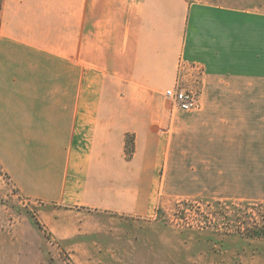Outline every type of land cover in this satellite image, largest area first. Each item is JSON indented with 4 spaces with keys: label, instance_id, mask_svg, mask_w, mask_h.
I'll use <instances>...</instances> for the list:
<instances>
[{
    "label": "crops",
    "instance_id": "1",
    "mask_svg": "<svg viewBox=\"0 0 264 264\" xmlns=\"http://www.w3.org/2000/svg\"><path fill=\"white\" fill-rule=\"evenodd\" d=\"M190 70L199 107L183 111L164 92ZM0 170L36 205V223L10 232L35 261L91 240L80 264H126L100 245L124 250V222L212 191L204 177L264 199V8L0 0Z\"/></svg>",
    "mask_w": 264,
    "mask_h": 264
},
{
    "label": "rangeland",
    "instance_id": "2",
    "mask_svg": "<svg viewBox=\"0 0 264 264\" xmlns=\"http://www.w3.org/2000/svg\"><path fill=\"white\" fill-rule=\"evenodd\" d=\"M204 1L264 8V0ZM190 72L194 81L190 82L187 88L197 91L199 97V74L194 70ZM166 99L173 107L171 100L167 97ZM204 180L207 184H213L212 191L196 197L166 202L151 218L127 220L123 223L125 228L129 229V233L125 234L124 250H111L105 243L100 245L99 256L104 258L105 263L115 253L126 258V264H264V237L254 238L225 231L223 216L227 210L217 205V202L235 207H243L247 203L255 204L258 208L256 219L262 224L264 199L249 198L263 196L262 191L259 193L255 189L231 187L227 195L220 196L217 188L218 178L204 177ZM184 200L199 204L191 206L183 203ZM36 220L35 203L17 197L15 190L0 170V264H52L58 261L62 264H80L86 258L91 259L96 253L97 243L91 244L90 240L84 248H59L55 245L57 253L51 255L52 261L50 259L35 261L29 249H21L10 239V232L19 221H22L24 226H32ZM101 222L106 229L113 227L108 221ZM138 228L139 232H131L136 229L138 231ZM47 237L50 238L49 235ZM135 239L139 241L136 242ZM24 253L25 258L17 261V257L20 255L23 257Z\"/></svg>",
    "mask_w": 264,
    "mask_h": 264
},
{
    "label": "trees",
    "instance_id": "3",
    "mask_svg": "<svg viewBox=\"0 0 264 264\" xmlns=\"http://www.w3.org/2000/svg\"><path fill=\"white\" fill-rule=\"evenodd\" d=\"M125 151L128 157L133 151V138L130 135H126ZM183 203L191 206L193 204L194 206L199 204L198 202L196 203L190 200H184ZM217 205L227 210L223 216L225 220V231L239 233L254 238L264 237V223L261 224L256 219L258 208H256L255 204L248 205L247 203L243 207H235L233 205L228 206L226 203L221 204L220 202H217Z\"/></svg>",
    "mask_w": 264,
    "mask_h": 264
},
{
    "label": "built area",
    "instance_id": "4",
    "mask_svg": "<svg viewBox=\"0 0 264 264\" xmlns=\"http://www.w3.org/2000/svg\"><path fill=\"white\" fill-rule=\"evenodd\" d=\"M164 95L180 110L190 111L199 107L198 94L194 89L177 86L165 90Z\"/></svg>",
    "mask_w": 264,
    "mask_h": 264
}]
</instances>
